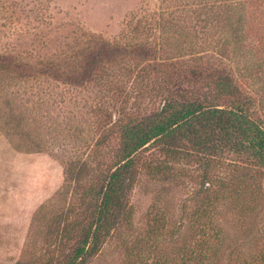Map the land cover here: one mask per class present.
<instances>
[{"label":"rangeland","instance_id":"obj_1","mask_svg":"<svg viewBox=\"0 0 264 264\" xmlns=\"http://www.w3.org/2000/svg\"><path fill=\"white\" fill-rule=\"evenodd\" d=\"M235 13L243 19L240 36L230 28ZM102 43L158 52L144 62L111 56L82 75ZM0 55L20 65L0 73V264H43L54 250L49 235L78 214L80 191L69 171L85 165L91 178L116 154L111 124L160 107L166 91L155 63L196 65L213 57L230 69L264 121V0H0ZM150 154L144 160L156 151ZM164 162L173 175L139 176L129 221L112 231L90 264L184 262L196 188L185 171L195 177L199 168L194 159ZM221 169L218 176L225 175ZM262 197L249 223L225 216L230 235L219 264H237L230 255L235 246L242 259L264 253Z\"/></svg>","mask_w":264,"mask_h":264},{"label":"trees","instance_id":"obj_2","mask_svg":"<svg viewBox=\"0 0 264 264\" xmlns=\"http://www.w3.org/2000/svg\"><path fill=\"white\" fill-rule=\"evenodd\" d=\"M230 28L241 35L243 19L239 13L230 20ZM157 52L144 44L124 47L102 43L87 59L82 75L93 72L101 62L109 63L111 56L133 55L144 62L155 60ZM212 58L196 65H153L152 70L158 67L164 74L160 88L166 94L160 107L148 116L124 115L111 124L108 140L117 142L116 154L112 161L99 164L91 178L85 165L69 171L75 174L71 178L77 193L80 191L73 205V213L78 214L70 222L61 221V227L49 235L55 248L49 249L43 264H90L112 231L129 221V195L139 176L160 175L169 180L172 166L164 161L181 159H194L199 168L195 177L185 171V178L196 188L194 209L187 217L190 232L185 234L182 264H219L224 238L230 235L225 216L236 215L243 224L249 223L255 201L264 196V121L256 117L253 99L239 89L230 69ZM19 68L16 60L0 55L1 74L10 75ZM151 151L157 156L144 160ZM224 156L231 158L229 163L222 161ZM217 169L225 175L218 176ZM239 249L235 246L230 254L234 263L264 264V253L242 259Z\"/></svg>","mask_w":264,"mask_h":264}]
</instances>
